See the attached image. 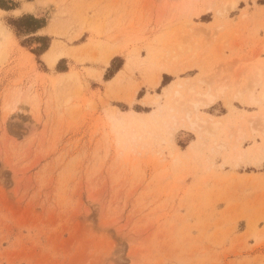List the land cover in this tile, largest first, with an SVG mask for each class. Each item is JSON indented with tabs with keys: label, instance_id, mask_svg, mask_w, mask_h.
<instances>
[{
	"label": "rangeland",
	"instance_id": "obj_1",
	"mask_svg": "<svg viewBox=\"0 0 264 264\" xmlns=\"http://www.w3.org/2000/svg\"><path fill=\"white\" fill-rule=\"evenodd\" d=\"M262 63L264 0H0V264H264Z\"/></svg>",
	"mask_w": 264,
	"mask_h": 264
},
{
	"label": "bare ground",
	"instance_id": "obj_2",
	"mask_svg": "<svg viewBox=\"0 0 264 264\" xmlns=\"http://www.w3.org/2000/svg\"><path fill=\"white\" fill-rule=\"evenodd\" d=\"M251 78H252V82L254 86H261L263 88V92L262 94L257 97L255 96L254 92L252 90L246 92V100L248 102V104L250 105H259L262 102H264V63H262L260 68H255L253 71H251ZM176 96H178L179 94L176 92L175 93ZM217 94H213V92L211 91H207L205 94L202 95L201 100L197 99V100H191L190 104L192 106H197L198 104H203L205 106L210 105L213 103V101L215 100ZM156 97V96H155ZM158 97V96H157ZM155 103L158 101L157 98H154L153 100ZM188 121H190L188 119ZM196 122H190V127L194 128Z\"/></svg>",
	"mask_w": 264,
	"mask_h": 264
}]
</instances>
